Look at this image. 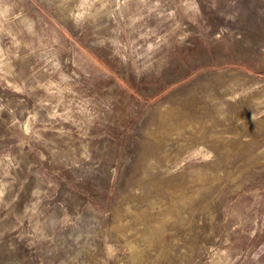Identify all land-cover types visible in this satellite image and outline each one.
I'll list each match as a JSON object with an SVG mask.
<instances>
[{"label": "rangeland", "instance_id": "rangeland-1", "mask_svg": "<svg viewBox=\"0 0 264 264\" xmlns=\"http://www.w3.org/2000/svg\"><path fill=\"white\" fill-rule=\"evenodd\" d=\"M0 264H264V0H0Z\"/></svg>", "mask_w": 264, "mask_h": 264}]
</instances>
